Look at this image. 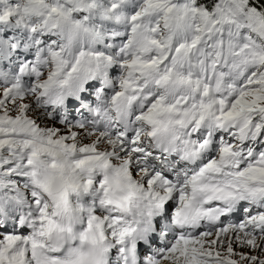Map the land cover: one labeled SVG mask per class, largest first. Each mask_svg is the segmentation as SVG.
Here are the masks:
<instances>
[{
  "label": "snow or ice",
  "instance_id": "6c2138e0",
  "mask_svg": "<svg viewBox=\"0 0 264 264\" xmlns=\"http://www.w3.org/2000/svg\"><path fill=\"white\" fill-rule=\"evenodd\" d=\"M0 264H264V0H0Z\"/></svg>",
  "mask_w": 264,
  "mask_h": 264
}]
</instances>
